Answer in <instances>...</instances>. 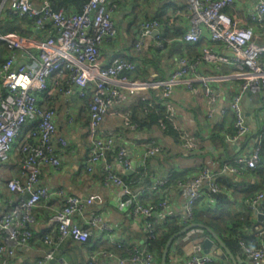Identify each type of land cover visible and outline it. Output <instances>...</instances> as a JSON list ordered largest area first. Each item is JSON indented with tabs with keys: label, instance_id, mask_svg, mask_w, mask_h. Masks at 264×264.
Masks as SVG:
<instances>
[{
	"label": "built area",
	"instance_id": "2783aa9c",
	"mask_svg": "<svg viewBox=\"0 0 264 264\" xmlns=\"http://www.w3.org/2000/svg\"><path fill=\"white\" fill-rule=\"evenodd\" d=\"M122 0H119V2ZM176 1V0H162ZM251 9L244 20L233 17L228 11L232 10L235 0H183L175 11H169V21L175 24L178 18H186L188 29L183 33L180 42L187 45H200V55L191 61L184 56L178 59L177 67L172 70L168 80L155 84L167 89L185 86L192 90L196 84L204 87V92L211 97L213 93L208 88L209 77L198 71L200 64L214 67L230 66L234 75L241 80L239 92L232 98L229 105L220 110L224 116L227 111L233 115L234 134L225 135L228 143L245 141L251 133L244 119L241 105L242 96L249 91L262 95L264 112V45L263 36L254 31L251 24L264 22V0H250ZM54 0H40L39 6L34 7L30 0H3L11 15L21 19L33 20V27L45 35L41 40L25 39L18 36L0 35V40L7 43L8 49L24 50L27 47L36 49V55L27 54L30 62L23 63L19 56L12 55L0 67V164H7L14 146L18 144L21 154L18 160L20 177L7 182L11 193L25 195L6 213H0V264H9L19 247L26 246L31 238V227L35 223L33 209L42 199L51 197L59 199L60 208L52 217L55 224L56 236L44 237L43 243L52 246L56 241L65 239L75 244L83 245L92 235L97 234L101 239L104 235L116 250L124 247L123 240H113L117 230L115 226L104 222L103 218L94 213H86L90 207L98 205V196L77 198L65 193L62 189L52 190L40 183V173L44 168L58 170L61 167L59 152L68 147L66 138L58 133L57 113L52 107H44L40 100L51 94L61 95L65 100L83 99L88 87L92 86V95L87 106L90 142L89 155L83 166L87 173L98 174L103 181L120 190L122 198L116 206L123 213H131V217L142 221L143 240L151 238L152 221L163 222L168 218L179 217L184 224L193 220L195 204L204 196L203 190L216 194L220 192L217 184L218 175L232 173L240 175L239 168L256 169L260 165V141L246 155H240L232 162H225L217 172L214 161L200 165L195 169L190 179L179 183L182 197V212L177 214L174 204L164 198L158 207L142 206L139 197L143 188H131L122 179L117 167L122 172H136L144 167L147 160L158 155L162 145L156 142L143 144V154L133 168L127 154L125 144L115 135L103 130L102 125L110 114L119 109L124 110L128 92L145 84L131 82L128 73L136 68V62L129 58L111 56L106 64L101 58V45L112 41L118 36L113 17L118 8V0H88L81 13L67 14L65 10H55ZM49 26L51 31L46 34ZM161 25L157 20L142 18L135 30L133 52H140L146 42L152 38L153 46L161 48ZM154 32L157 34L153 35ZM264 33V31H263ZM208 36V43L202 39ZM222 48L219 52L215 47ZM21 57V55H20ZM142 84V85H141ZM67 121L72 124L74 118L65 113ZM209 116L213 111L209 109ZM69 117V118H68ZM33 125L22 140L20 136L25 125ZM259 138L264 140V128L259 131ZM192 142L188 151L196 150ZM112 162H109V154ZM197 170V171H196ZM168 177L153 178L152 185L147 188L156 195L162 194V188L168 184ZM175 197V198H176ZM264 194L258 192L246 206L258 212ZM132 205L130 210L129 206ZM89 216H88V215ZM79 216L83 225L75 221ZM197 236L205 235L202 230H191ZM264 231L252 228L251 234L259 238ZM200 239V237H199ZM241 258L236 260L244 264H264V244L258 248L247 246L243 241L238 243ZM130 253L121 257L114 251L100 249L87 257V264H100L101 260L114 261L115 264H156L143 242L129 243ZM191 255L183 264H211L212 257L204 252L200 240H195L191 246ZM52 259L46 254L37 264ZM175 263V261H173Z\"/></svg>",
	"mask_w": 264,
	"mask_h": 264
},
{
	"label": "crops",
	"instance_id": "0c3cea01",
	"mask_svg": "<svg viewBox=\"0 0 264 264\" xmlns=\"http://www.w3.org/2000/svg\"><path fill=\"white\" fill-rule=\"evenodd\" d=\"M30 1L34 7L39 6L40 0ZM131 1L127 0V3L118 11L113 12V21L118 32L117 38L106 41L101 45V58L104 64L114 55L131 56L132 53H138V55L142 53L137 57L136 67L141 69L142 66L146 65L149 72L148 76H139L135 73L129 74L128 77L131 82L145 85L137 87L131 92L129 91L124 110L119 109L116 113L110 114L102 125L103 130L117 136L125 144L131 166L134 168L141 158L143 144L152 141L161 144L165 150V155L160 162L153 159L149 161L148 167L153 173L152 178L166 177L170 168L182 172L196 169L200 165L211 161L215 162L216 158L222 161H229V158L235 159L240 155H246V151L253 150L259 141L260 146H263L264 140L258 137L259 131L264 128L262 95L252 91L244 94L241 100L244 119L251 129L248 138L235 144L226 142L223 148L214 146L211 142L210 137L216 131H220L222 136L232 135L235 132L233 115L229 111L224 116L220 115V110L227 107L232 98L239 92L242 82L233 76L235 71L232 67H214L207 64L198 66V71L209 77L207 86L214 95L212 103L210 102L211 97L205 94L204 87L200 84H196L192 90L185 86L167 89L155 85L168 80L172 70L177 67L179 58L186 56L193 61L194 57L200 53V47H181L177 49L181 38L179 37V39L168 40L167 46L161 47L159 49L161 52L156 53L153 39L150 38L140 52H133L131 46L134 40L132 28H130V33L127 34V29H129L132 21V16L129 13L132 8ZM251 7L250 0H235L233 9L228 13L236 19L244 20ZM72 9L69 8L68 10L71 12ZM5 10L8 13V6L3 3V0H0V17ZM156 10V4L151 3L149 0L139 1L138 13H142L143 16L150 17L155 14ZM4 16H6V12ZM4 19H8V17L6 16ZM251 26L256 33L263 36L262 43L264 45V33L261 26L255 23H252ZM174 27L185 32L188 29L187 19L178 18ZM36 33L40 37L44 36L42 31H36ZM202 41L203 44L208 43L207 34H205ZM215 49L222 52V48L219 46ZM36 52L33 47H27L25 53L23 52L24 54L15 53L14 55L19 56L23 63H28L30 61L26 57L27 54L33 55ZM150 62L157 64L160 70H156L154 65L150 66ZM77 102L75 98L65 100L57 94L46 95L40 100L42 106L52 107L56 111L58 133L64 136L68 142L66 150L59 152L61 167L58 170L42 169L40 183L52 190L62 189L66 194L77 198L98 196L101 203L90 207L86 210V213L99 215L104 222L115 226L117 230L113 234V240H123L125 243L139 242L144 238L142 221L128 216L117 208L116 204L122 198L120 190L106 184L98 174L87 173L84 169L83 164L89 155L90 142L88 134L81 124V118L85 112L83 106ZM209 109L213 111L212 116L208 115ZM66 112L69 113V117L74 118V123L70 124L67 121ZM192 142L197 145V148L194 151H188V147ZM16 147H18V144L14 146L10 161L7 164H0V213L10 211L19 200L26 197L25 195L11 193L7 189V182L10 179L20 177L19 154ZM261 158L262 163L258 167L263 169L262 177L255 178L254 176L240 175L244 178L242 180L247 183H257V186L260 187L259 192L264 194V153ZM117 170L120 174H132L122 172L120 166L117 167ZM240 175L236 176L241 181ZM171 189L170 191L165 190L164 194L168 201L172 205L174 204L173 207L176 213L180 214L184 199L176 197L177 194H180L179 187L174 186ZM238 199L232 211L240 217L249 210L246 208V202H242L240 198ZM203 204L205 208L213 209L215 206V202L210 198L205 200ZM59 208V199L53 197L42 199L38 203L33 209L35 223L32 227V241L26 246L19 247L14 256L9 258V264H37L46 254H50L52 259L43 264H87L89 254L112 246V241H109L104 235L101 239H98L94 231L91 232L90 240L84 245L75 244L68 239L56 241L52 246L44 244L40 239L43 234L51 238L56 236L52 217ZM249 213L252 228L260 229L261 226L257 223L253 211L250 210ZM74 219L83 225L82 218L75 216ZM190 231L173 241L167 254L166 264H183L184 260L192 253L193 241L200 240L202 243L207 238L205 235L197 236ZM206 251L212 257L211 264H232L219 246L214 245ZM160 260L158 264H160ZM100 264L115 263L104 259L101 260Z\"/></svg>",
	"mask_w": 264,
	"mask_h": 264
},
{
	"label": "trees",
	"instance_id": "16d2710c",
	"mask_svg": "<svg viewBox=\"0 0 264 264\" xmlns=\"http://www.w3.org/2000/svg\"><path fill=\"white\" fill-rule=\"evenodd\" d=\"M139 1L140 0H132L131 1V11L129 12L130 15L132 16V21H131V27L129 25V29H127V34L130 33L131 29L133 30V39L135 36V30L140 23V21L143 19L145 20H157L160 25H161V38H160V43L162 44V47L167 46L168 40H172L173 38L179 39V37H182L184 31L179 30L178 28H175V24H171L169 21V11L173 10L175 11L177 6L181 4L179 0L176 1H162V0H149L151 3L156 4L157 10L155 14H153L150 17L143 16V14L139 11ZM183 1V0H181ZM88 2V0H54L53 2V8L55 10H60L63 9L67 14H74V13H81L83 6ZM119 2V0H118ZM127 3V0H122L119 3H117V10L118 11L124 4ZM73 8L72 11L70 12L68 9ZM6 12V16H4V13ZM256 24V23H255ZM264 31V25L259 24ZM134 28V29H133ZM37 30L34 29L33 27V20H28V19H21L16 16H13L9 13H7V10L3 12V15L0 17V35H7V36H18L21 38L25 39H34V40H41L43 37H40L37 33ZM51 31V28L49 26L46 27L45 32L46 34ZM45 35V34H44ZM175 36V37H172ZM117 38V37H116ZM115 38V39H116ZM181 39V38H180ZM132 49H133V43H132ZM190 48V47H200V45H187L183 43H179L178 48ZM160 48H155L154 51L156 53L161 52L159 50ZM24 50H17V49H8L7 43L3 40H0V63L5 61L7 58L10 56L14 55L15 53H20L24 54ZM142 54V53H141ZM139 54V55H141ZM34 56L36 55L33 54ZM138 53H132L131 56H121L117 55L119 57H124V58H129L130 60H133L134 62H137V57L139 56ZM23 56V55H22ZM199 54L194 57L197 58ZM262 61L263 56H262ZM3 62L0 64H3ZM150 66L154 65V68L156 70H160L157 64H154L153 62L149 63ZM137 68V69H136ZM135 70L132 72L133 74H139V76H148L149 72L147 71L148 69L145 66H142L141 69L140 67H136ZM130 73L127 75L129 76ZM92 95V86L88 87L87 89V94L83 99L77 100L78 104L83 106L84 109V116L81 118V124L82 127L86 130L88 134V127H89V118H88V110L86 109L89 102H90V97ZM33 125L28 124L23 127V132L20 136L19 140H22L25 135L32 130ZM234 134V133H233ZM211 142L214 144V146H220V147H225L226 145V140L224 135L220 134V131H216L212 134L210 137ZM264 143V142H263ZM263 147L261 145L260 152V160H262L263 156ZM16 150L18 151L19 154V159L21 157V154L19 152L18 147H16ZM66 150V149H65ZM164 148L162 146L161 152L158 153V155L154 156L153 158H150L147 160V163L144 167H139L136 169L135 173H132L131 175H126V174H121L123 181L130 186L131 188H143L144 191L142 193V196L139 197V203L142 206H155L158 207L159 204L163 201V199L166 197L164 194L165 190H172L171 187H176L178 188L179 183H184L188 181L190 178V175L193 174L195 169L192 170H185V171H175V169L170 168L168 172V184L162 188V194L161 195H156L151 192L149 187L152 185L153 182V173L150 171L148 164L151 159L156 160L158 162L161 161V158L165 155L164 154ZM112 153L109 154V162H112ZM234 161L233 158H229V161H222L221 159H215V163L217 164V169L216 171L218 172L220 167L225 163V162H232ZM262 162H260L261 164ZM167 169V168H166ZM197 170L199 168H196ZM174 170V171H173ZM196 170V171H197ZM241 175H246V176H254L255 178L257 177H262V172L263 169L257 167L254 170L250 169H242L239 168L237 169ZM237 174H232V173H221L218 175L217 178V184L220 188V192L213 194L209 192L207 189L203 190L204 196L195 204L194 209H193V220L190 222L195 223V224H202L207 227H209L227 246V248L231 251V253L235 256V258H241V253H240V248H239V241H243L247 246L252 247V248H258L260 244H264V235L260 236L259 238L254 237V235L250 234L252 225L249 220V211L250 209L248 207L246 214L240 215V217L236 216L233 213V206L235 203L239 200L238 198L241 199L242 202H247L253 199L256 194L259 192L260 187L257 186V183L255 184H250L245 182L244 179L240 175V179H237L239 177L236 176ZM174 190V189H173ZM167 198V197H166ZM213 199L215 202V206L213 209L211 208H205L204 202L207 199ZM128 198L126 196L122 197V200H127ZM132 203L130 204V210L132 209ZM131 213L127 214L130 216ZM189 223V224H190ZM187 224L182 223L179 220V217H173V218H168L163 222H154L152 221V227L153 231L151 233V238L148 240L144 241L141 239L139 242H143L144 245L146 246L147 252L150 253V255L153 257L155 260V263L158 264V261L161 259L162 251L164 249V246L168 239L173 236L174 234H177L180 232L184 227H186ZM33 227V226H32ZM31 227V232L32 231ZM57 234V233H56ZM249 234V235H248ZM145 235V234H144ZM184 235V234H183ZM181 235L180 237H182ZM46 234H43L41 236V240L43 242L44 237H46ZM33 238V234H32ZM32 238L30 241H32ZM91 236L88 238V240L84 243L87 244V242L90 240ZM83 244V245H84ZM131 246H129V243H125L124 247H122L119 250H116L115 247L113 246H108L107 249L108 251H114L116 254H118L121 257H127L130 253ZM3 258H0L2 260Z\"/></svg>",
	"mask_w": 264,
	"mask_h": 264
},
{
	"label": "water",
	"instance_id": "95a60500",
	"mask_svg": "<svg viewBox=\"0 0 264 264\" xmlns=\"http://www.w3.org/2000/svg\"><path fill=\"white\" fill-rule=\"evenodd\" d=\"M155 34H157V32L153 33V35ZM128 173H132V171H128ZM255 216H256L257 223L261 226V231H264V200L260 203L258 207V212L255 213ZM193 229H200L206 232L207 234V238H205L201 243V247L204 250V252H207L206 250H209L214 245H217L224 252V254L229 258L232 264H244L242 261L236 260L235 256L227 248L224 242L209 227L202 225V224H195V223H192L184 227L180 232H178L177 234H174L168 239L162 251L160 264H166L167 254H168L169 248L171 244L173 243V241L177 239L178 237H180L181 235Z\"/></svg>",
	"mask_w": 264,
	"mask_h": 264
}]
</instances>
